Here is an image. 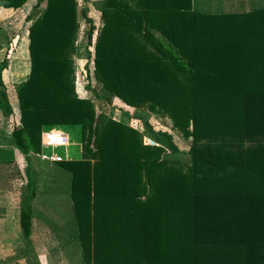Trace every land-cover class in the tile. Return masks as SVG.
Here are the masks:
<instances>
[{
  "label": "trees",
  "instance_id": "16d2710c",
  "mask_svg": "<svg viewBox=\"0 0 264 264\" xmlns=\"http://www.w3.org/2000/svg\"><path fill=\"white\" fill-rule=\"evenodd\" d=\"M100 3L95 42L77 0L25 6L30 66L17 89L18 120L0 62L2 125L26 164L23 242L33 231L29 162L41 129L79 125L82 157L53 162L69 177L71 215L50 228L61 248L78 244L79 264H264V6L210 12L196 0ZM80 14L96 78L127 105L168 115L192 137L189 162L171 156L179 149L168 132L143 121L155 142L145 145L137 129L76 95ZM13 156L0 148L1 165Z\"/></svg>",
  "mask_w": 264,
  "mask_h": 264
},
{
  "label": "rangeland",
  "instance_id": "374dc122",
  "mask_svg": "<svg viewBox=\"0 0 264 264\" xmlns=\"http://www.w3.org/2000/svg\"><path fill=\"white\" fill-rule=\"evenodd\" d=\"M100 1L101 0H77L79 10L82 8H86V15L91 18L95 29L93 33L92 41L95 42L96 37L100 31L102 24L101 11H100ZM210 1V0H209ZM206 0L205 7L198 6V9L208 10L210 12H220L227 11L224 9L222 5H219V1L216 6L211 4ZM260 4V5H258ZM258 5V6H257ZM264 6V0H253L249 4V9H254L257 7ZM242 10L241 7L236 8L232 11ZM24 19L18 15V17L14 18V23L17 30L25 31V41L23 43V50H25V60L23 63H20L22 56L16 44L15 48V57L12 60L7 62L6 69L2 73L4 84L7 86L8 94L11 100V103L14 107L15 111V119L19 118V107H18V96L17 89L19 85L22 83L24 79H26L27 74L29 72L30 60L28 55V36H27V28L30 24L25 22V11L22 13ZM27 21V20H26ZM17 24V25H16ZM89 28V23L87 20L80 14L79 16V28L75 41L76 50L72 57V80L74 84L75 93L78 97H84L91 100L95 108H99L104 114L107 116L122 121L125 124L137 129L142 137V143L145 145H153L155 144L154 140L147 133V126L144 125L143 121L149 123L150 127L156 131H165L172 135L173 142L178 146V152L172 154L173 158L184 159L186 162L190 161L189 154L187 150L189 145L191 144L192 137H186L183 133L174 126L173 120L165 114L161 112L152 110L148 104H144L141 106H130L116 97L113 93L107 91L102 82L98 80L94 74V65H93V44L91 46L87 45V31ZM22 33L19 32L18 37L21 38ZM20 45L19 48H21ZM3 56L0 54V57ZM17 72H14V71ZM87 85H90L91 89H87ZM96 96H101V98H97ZM59 126V125H55ZM68 129L66 133L71 134L72 138L75 142L80 143L81 145V127L74 125H65ZM57 129V127H53V129ZM59 128V127H58ZM8 128L2 125V120L0 121V132L8 135ZM61 129V128H60ZM192 129V124H189V130ZM46 132V131H45ZM2 138H0L1 140ZM5 141V140H4ZM12 142V141H10ZM4 143V142H3ZM12 145V144H11ZM17 150V149H16ZM78 147H70L67 149H63L62 147L51 148L48 147L45 149V152L48 154H56L58 156H68L71 155L72 158L79 156L77 154ZM29 162V168L31 169L32 179L35 183L36 188V198L34 199V217L33 219L38 218L41 222L50 228H60L66 222V220L70 217V196H69V188L67 187V182L69 184V177L65 174H59V170L55 169V164L52 162H44L38 159V157H34ZM30 155V156H31ZM53 164V165H51ZM24 159L22 154L17 151L15 163L10 166L7 170L9 172L6 174L4 171L0 174V195H4L7 191L13 193L10 196L11 204L15 206V214L17 217L19 215V208L21 205L22 194L27 192L26 188V179L27 175L23 177V179L12 180V175H23L24 172ZM11 170V171H10ZM18 173V174H16ZM57 173V174H56ZM57 175L60 177H57ZM52 177H56L59 180L52 181ZM68 179V180H67ZM2 191V192H1ZM33 222V221H32ZM51 230V229H50ZM52 231V230H51ZM52 233H54L52 231ZM16 240L12 243L11 248L9 249V254L13 256L14 259L18 258L20 255V249L25 248L26 257L29 256L32 260H37L39 257H44L45 259H50L45 251V248H49L52 244L56 243L57 239H50L49 247L47 244H44L41 240L37 241L35 246L30 243L23 242L21 234L16 236ZM55 240V241H54ZM29 242V241H28ZM21 243V244H20ZM58 243V242H57ZM22 246V247H21ZM38 246V247H36ZM47 246V247H46ZM78 244L74 245H66L65 248H61L62 257L63 255L69 259V257L73 258V261L69 259V264H79L80 256L78 255L79 250ZM59 250V248H57ZM50 250V248H49ZM22 256V255H21ZM74 262V263H73Z\"/></svg>",
  "mask_w": 264,
  "mask_h": 264
},
{
  "label": "crops",
  "instance_id": "0c3cea01",
  "mask_svg": "<svg viewBox=\"0 0 264 264\" xmlns=\"http://www.w3.org/2000/svg\"><path fill=\"white\" fill-rule=\"evenodd\" d=\"M33 1L34 0H27L25 5L19 8H16V9L6 8L0 5V54L3 55L0 57V62L4 61L6 63L5 67L7 66V62L9 60H12L13 57H15L17 53V52L16 53L14 52L15 44L19 47L20 45H22L21 48L18 47V50L20 51L21 56H22L21 57L22 59L19 60L20 63H23V60H25L24 59L25 50H23V43L25 41V31L17 30L15 24L13 23H14V18L18 17V15H20V17L24 19V16L22 14L24 11H25V19H26V10L24 8L28 3L33 2ZM204 1L206 2V0H196V3L200 7L201 6L205 7L206 3ZM251 1L253 0H221L219 1V5H222L224 9L227 10L228 12L232 11V9L235 10L236 8H239V7L250 10L249 4ZM209 2H210V6L211 4H214V6H216L218 3V0H210ZM25 22L28 24V21L25 20ZM19 32L22 33L20 39L18 37ZM13 53H15V55ZM5 69L6 68L3 69L2 73L4 72ZM14 72H17V71L15 70ZM2 80H4L3 76H2ZM7 93H8V89H7ZM9 100H10V97H9ZM1 120H2V115L0 114V121ZM74 126H78V125H74ZM53 127H57V129L55 128L53 129ZM66 128L67 127L65 125H59V126L44 125L41 129L42 136L45 131H51L50 133L55 132V131L59 133H65L63 135L65 143L51 144V143H47L46 140L42 138L40 152L36 153L34 157H38L39 160L44 161V162L49 161L53 163V162H56L51 158L53 154H48L47 152H45V149H47L48 147H51V148L62 147L63 149H67L68 146L70 145V147L72 146L78 147L77 154H79V156L72 158L71 155H68V156H58L56 154L54 155L58 156L59 160L80 159L82 157V148H81L82 143L80 145V143L75 142L70 132L66 133L68 131V129ZM0 138H2L0 140V148L12 150L14 154L13 159L10 163H5L4 165L0 164V174H2L4 171H6V174H8L9 172L7 171L11 168L10 166H12L15 163L16 153L18 149L13 146L12 142H10L12 140L9 135H5L0 132ZM30 157H33V155H31ZM31 159L33 158H30V160ZM24 163H25V160H24ZM23 170L25 172V166ZM24 172L22 176L20 175V177H17V175H14V173L10 174L12 175L11 177L12 180L23 179L24 174H25ZM57 177H60V175L59 176L57 175ZM55 178L56 177H52L51 182L55 181ZM56 180H59V179L56 178ZM8 195H13V193H11L10 191H7V193H4V195H0V264H69L70 263L69 259H67L64 255L62 257V254H61L62 250H61V246L59 245V241H57L58 243L56 242L52 244V246L49 247L50 239H52L53 241V239H57V238L54 236V233H52V231L46 225H44L41 222V220H39L38 218L32 219L33 231L30 236L29 242L27 243H30L33 246H35L36 242L39 240H41L44 244L48 243L47 246L50 248V250L49 248H45V251L47 255H49L48 257L50 259L47 260L45 259V256H44L43 258L39 257L37 258V260H32L29 256L26 257L24 247L20 249V255L16 259H14L13 256L9 254L8 251L11 248L12 243H14V241L17 239L16 236L21 234V232H20V226H19V215L17 217L15 214H13L15 212L14 210L15 204L10 205L11 200H10V196ZM57 248H59V250Z\"/></svg>",
  "mask_w": 264,
  "mask_h": 264
},
{
  "label": "built area",
  "instance_id": "2783aa9c",
  "mask_svg": "<svg viewBox=\"0 0 264 264\" xmlns=\"http://www.w3.org/2000/svg\"><path fill=\"white\" fill-rule=\"evenodd\" d=\"M51 131H46L43 133V136L41 135V141H42V138L46 140L47 143H51V144H61V143H65V140H64V134L65 133H59V132H52L50 133ZM51 158L54 160V161H58L59 160V157L56 156V155H52Z\"/></svg>",
  "mask_w": 264,
  "mask_h": 264
}]
</instances>
